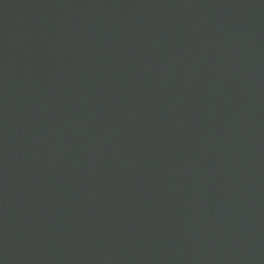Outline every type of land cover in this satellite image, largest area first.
<instances>
[{
	"label": "water",
	"instance_id": "95a60500",
	"mask_svg": "<svg viewBox=\"0 0 264 264\" xmlns=\"http://www.w3.org/2000/svg\"><path fill=\"white\" fill-rule=\"evenodd\" d=\"M0 264H264V0H0Z\"/></svg>",
	"mask_w": 264,
	"mask_h": 264
}]
</instances>
